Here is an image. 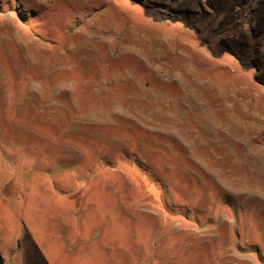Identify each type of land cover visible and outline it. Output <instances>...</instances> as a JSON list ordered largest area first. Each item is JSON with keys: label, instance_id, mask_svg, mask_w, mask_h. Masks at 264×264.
Returning a JSON list of instances; mask_svg holds the SVG:
<instances>
[{"label": "rangeland", "instance_id": "374dc122", "mask_svg": "<svg viewBox=\"0 0 264 264\" xmlns=\"http://www.w3.org/2000/svg\"><path fill=\"white\" fill-rule=\"evenodd\" d=\"M0 264H264V0H0Z\"/></svg>", "mask_w": 264, "mask_h": 264}]
</instances>
